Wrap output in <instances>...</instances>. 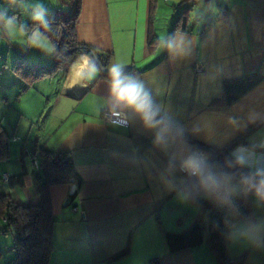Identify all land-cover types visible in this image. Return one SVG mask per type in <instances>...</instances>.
I'll use <instances>...</instances> for the list:
<instances>
[{"label":"crops","instance_id":"1","mask_svg":"<svg viewBox=\"0 0 264 264\" xmlns=\"http://www.w3.org/2000/svg\"><path fill=\"white\" fill-rule=\"evenodd\" d=\"M162 1L179 10L165 30L156 27L158 12L164 10ZM212 1L79 0L76 38L91 47L98 59L105 58V66L98 65L100 72L95 79L80 80L77 59L66 75L58 74L57 84L52 82V74L33 81L17 97L19 103L28 102L25 114L21 112L28 131L22 138L17 124L11 133L7 154L0 159V191L19 204L37 202L40 166L38 157L36 168L34 157L41 148L69 152L80 180L77 195L67 205L64 202L72 183L49 186L56 221L48 264H154V260L158 264H218L206 241L174 251L166 242L167 234L181 236L197 224L206 225L207 235L213 216L207 205L228 208L223 224L227 254L242 257L241 264H264V249L245 243L230 245L225 238L226 221L264 215V206L258 207L253 197L242 191L229 197L230 203L206 198L203 193L200 199L204 204L191 199L181 203L175 192L163 186L160 174L185 145L178 139L167 150L155 146L154 134L135 118L126 128H113L101 120L109 96L107 69L119 61L126 65L125 70L131 69L126 74H139L156 103L189 137H183L185 157L198 149L192 140L213 149L229 148L230 155L241 144L251 146L250 138L260 126L236 130L227 118L243 115L237 105L264 107V78L230 104L224 102L222 82L251 73L264 77V0H215V17L193 18L196 4L201 2L209 10ZM62 2L63 8L48 10L47 17L60 10L72 11L76 0ZM9 11L20 15L17 7L10 6ZM180 15L187 17L181 21L183 25L177 22ZM219 17L222 19L217 21ZM208 20L214 26L203 34ZM30 23L28 28L38 27ZM177 31L187 33L194 46L191 56L173 60L156 44L161 35ZM150 37L156 39L151 44ZM15 51L24 58L28 53L22 45ZM40 55L39 49V64ZM197 66L202 67L201 72L196 71ZM217 67H223L224 73L214 81L208 79ZM35 84L41 88L35 89ZM236 137L244 143H232ZM260 139L256 137L255 142ZM11 142L16 143L12 150ZM173 162L179 164L178 159ZM4 173L10 175L8 183L2 181ZM173 175L186 178L178 171Z\"/></svg>","mask_w":264,"mask_h":264},{"label":"clouds","instance_id":"2","mask_svg":"<svg viewBox=\"0 0 264 264\" xmlns=\"http://www.w3.org/2000/svg\"><path fill=\"white\" fill-rule=\"evenodd\" d=\"M9 5L26 8L25 0H7ZM47 9L43 4L32 6L30 19L40 27L33 28L29 33L26 22L16 15H8V8L0 7V29L12 37L21 34L25 38V45L42 51L54 52L55 45L41 32L40 28L49 29L46 19ZM158 49L166 50L173 60L184 59L193 53L194 41L187 33L177 31L174 34H163L159 37ZM76 76L80 80L91 81L100 72L97 59L82 53L76 62ZM126 65L114 62L108 69L109 96L107 98L104 120L113 128H126L131 118L139 121L145 130L154 134L153 143L157 147L167 150L172 144L185 145L184 149L176 152L160 174V181L169 192H175L176 199L187 203L194 199V193L202 192L206 198L216 196L225 203H230L229 197L242 191L246 196L251 195L256 205L264 206V107L255 105H237L236 108L243 115H233L227 118L229 125L236 130L246 129L248 125H259L260 130L250 138L251 146L243 144L232 152L233 161L225 160L227 168L238 171H218L220 165L207 162V154L200 149H194L185 157L186 142L183 140V129L178 128L167 111L156 103L152 91L139 74L129 75L125 72ZM224 73L223 67H217L213 75L207 77L215 80ZM163 111V114H161ZM199 131V129H196ZM256 137H261L259 143ZM171 142V144H170ZM179 160V164L173 162ZM248 169V171H242ZM186 174V178H176L175 172ZM228 233L226 240L230 245L245 243L256 249H264V215L242 216L233 223L226 221Z\"/></svg>","mask_w":264,"mask_h":264},{"label":"trees","instance_id":"3","mask_svg":"<svg viewBox=\"0 0 264 264\" xmlns=\"http://www.w3.org/2000/svg\"><path fill=\"white\" fill-rule=\"evenodd\" d=\"M222 10V9H221ZM79 12V0H76L72 11L60 10L56 16L46 18L49 22V29L40 28L41 32L55 45L53 60L50 64L40 65L36 61L28 60L24 57H17L13 64V71L21 79L19 93L24 92L33 81L51 76L57 72L64 76L68 73L72 64H74L82 53L93 56L88 50L93 49L88 45L79 43L76 38L75 25ZM182 15V14H181ZM178 19V23L184 22L187 17ZM222 17L217 18V21ZM182 21V22H181ZM216 21V22H217ZM176 22V23H177ZM32 23H29L31 25ZM37 26L38 24H35ZM177 25V24H176ZM207 29L203 34L214 26L212 21H206ZM38 27H40L38 25ZM156 40L154 37L149 38L151 44ZM95 54V53H94ZM96 56V54H95ZM97 60L105 66V58ZM131 69L125 70L126 73ZM260 73L246 74L237 78L223 80L222 92L224 102L230 104L256 86L261 80ZM183 137H189L183 133ZM9 137L0 122V159L6 156ZM196 147L205 149L212 154L221 152V163L224 168L220 171L234 172L236 168H227L225 160L233 161L234 158L229 154V148L213 149L205 146L203 143L192 140ZM232 143H244L239 137L232 140ZM40 172L36 175L38 200L35 204H19L14 202L8 195L0 191V215H9L5 222L8 227H12L15 233L13 244V255L7 264H48L53 250V226L56 218L52 214L51 200L49 195V186L58 183H69L74 180L76 189L72 195H69V201L78 193L80 180L74 172L72 158L69 152H54L46 148L39 151ZM242 171H248L243 169ZM200 193H194V202L204 204L200 199ZM213 216L208 224V234H205L203 224L195 225L189 232L184 235H166V242L169 250L174 251L183 247H191L206 241L216 255L218 264H241L242 257H230L224 245L223 224L225 221L228 208L226 206H211ZM6 230H3L5 232ZM154 264L156 261L154 260Z\"/></svg>","mask_w":264,"mask_h":264},{"label":"rangeland","instance_id":"4","mask_svg":"<svg viewBox=\"0 0 264 264\" xmlns=\"http://www.w3.org/2000/svg\"><path fill=\"white\" fill-rule=\"evenodd\" d=\"M63 0H25V3L28 5L26 8L18 7L16 5H9L7 0H0V7L8 8V15H16L18 19L27 23V25L32 22L30 19V14L32 11V6L37 3L43 4L44 7L48 10L53 8H63ZM215 0L211 2V9H206L205 6L200 2L195 5L192 10L193 18H203L204 20L207 16L215 17L218 14V11L215 9L214 4ZM161 7L164 8L161 12H158L156 27L161 29H166L168 24L170 23L171 17L175 19L176 12L178 13V9L172 8L170 3L160 2ZM10 6L17 7L20 11V15L11 13ZM178 10V11H177ZM205 11V12H204ZM46 13V17H47ZM20 16V17H19ZM203 16V17H202ZM206 16V17H205ZM48 18V17H47ZM29 33L32 29L28 28ZM164 32V31H163ZM21 34L13 35L9 37L3 29H0V119L1 124L6 132V134L10 137L11 133L15 131V128L18 124V134H21L22 138L25 137L26 132L28 131V123L26 122L25 109L28 107V102L24 101L23 103H19L17 97L19 96V87L21 85V79L15 74L13 71V64L16 55L15 49L22 45L25 51L28 53L26 55V59L38 61L36 54L39 52V49L32 48L26 46L25 38ZM38 51V52H37ZM41 51V59L40 65L50 64L53 58V52ZM59 72L55 73L52 78V82L55 84L59 81ZM48 82L49 80L46 79ZM37 83V82H36ZM40 84H35V89H40ZM27 127V128H25ZM25 128V129H24ZM16 146V143H10V149ZM216 197V196H213ZM67 200V199H66ZM65 200V201H66ZM65 205V202H64ZM3 230H6L3 232ZM15 233L12 227H8V225L2 220L0 215V264H7L11 256L13 255V244Z\"/></svg>","mask_w":264,"mask_h":264},{"label":"built area","instance_id":"5","mask_svg":"<svg viewBox=\"0 0 264 264\" xmlns=\"http://www.w3.org/2000/svg\"><path fill=\"white\" fill-rule=\"evenodd\" d=\"M88 50L91 52V54L93 55V57L96 58V56H95V54H94V51H92V50H90V49H88ZM96 59H97V58H96ZM97 64H98L100 67H103V66L101 65V63H100L98 60H97ZM196 71H197V72H201V71H202V67H201V66H197V67H196ZM105 111H106V109L101 113V120H102L103 123H107V121L104 120V112H105ZM198 149L202 150L203 153L207 154V162H208L209 164L216 163V164L220 165V168L218 169V171H220L221 168H222V169L224 168V165L221 163V158H220V156H221V152H217V153H215V154H212L211 152H209V151H207V150H205V149H202V148H198ZM37 158H38V156H37V154H36L35 157H34V163H35L36 168L38 169ZM182 174L186 177V174H185V173H182ZM1 178H2V181H3L4 183H8V182L10 181V175H9L8 173H4V174L2 175ZM8 216H9V215H7V216H6V215H3V216H1V218H2V220H3L4 222H6Z\"/></svg>","mask_w":264,"mask_h":264},{"label":"water","instance_id":"6","mask_svg":"<svg viewBox=\"0 0 264 264\" xmlns=\"http://www.w3.org/2000/svg\"><path fill=\"white\" fill-rule=\"evenodd\" d=\"M71 187H70V190H69V195H72L73 193H74V191H75V189H76V186H75V183H74V180L73 179H71ZM69 197L67 198V200L65 201V205H67L68 204V202H69Z\"/></svg>","mask_w":264,"mask_h":264}]
</instances>
